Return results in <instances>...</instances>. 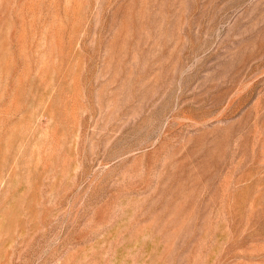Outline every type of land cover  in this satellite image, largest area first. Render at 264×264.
Wrapping results in <instances>:
<instances>
[{"label":"rangeland","instance_id":"374dc122","mask_svg":"<svg viewBox=\"0 0 264 264\" xmlns=\"http://www.w3.org/2000/svg\"><path fill=\"white\" fill-rule=\"evenodd\" d=\"M0 264H264V0H0Z\"/></svg>","mask_w":264,"mask_h":264}]
</instances>
